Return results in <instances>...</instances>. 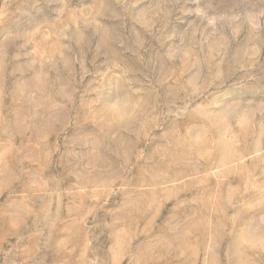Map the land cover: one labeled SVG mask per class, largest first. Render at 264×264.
Wrapping results in <instances>:
<instances>
[{
	"label": "rangeland",
	"instance_id": "1",
	"mask_svg": "<svg viewBox=\"0 0 264 264\" xmlns=\"http://www.w3.org/2000/svg\"><path fill=\"white\" fill-rule=\"evenodd\" d=\"M0 264H264V0H0Z\"/></svg>",
	"mask_w": 264,
	"mask_h": 264
}]
</instances>
